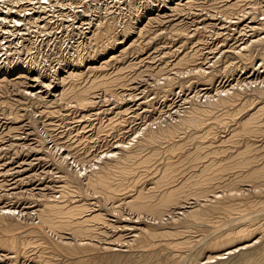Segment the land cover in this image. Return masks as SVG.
Returning a JSON list of instances; mask_svg holds the SVG:
<instances>
[{
    "label": "bare ground",
    "instance_id": "obj_1",
    "mask_svg": "<svg viewBox=\"0 0 264 264\" xmlns=\"http://www.w3.org/2000/svg\"><path fill=\"white\" fill-rule=\"evenodd\" d=\"M21 1L0 0V105L6 103L4 111L10 115L18 111L8 98L14 89L22 98L31 97L34 106L44 102L40 110L43 114L56 112L53 107L61 104L87 110L94 106L96 89L116 97L118 88L145 71L160 82H156L161 88L159 94L166 99L176 87L179 74L166 75L168 64L138 67L136 62L128 61L109 67L111 61L122 59V50L134 40V33L149 29L145 15L154 5L163 6L165 17L172 10H182V4H193L212 10L215 16L219 13L227 19L224 23L242 25V36L248 38L239 47L229 46L220 54L240 62H225L223 73L232 74L227 71L236 64L243 72L250 71L257 62L258 66L257 75L253 72L239 79L240 86L235 84L221 94L209 95L208 102H195L190 111L176 114L178 117L149 124L135 143L119 144L123 152H111L114 161L100 159L98 169L83 173L84 184L78 183L75 176L65 177L58 197L38 204L35 215L39 222H18L12 211L0 212V250L5 252L8 264H264V0H140L141 7L129 15L90 19L86 31L71 21L62 33L69 38L81 34L85 37L64 53L65 38L58 37L53 47L61 53L49 69L39 61L37 40L39 32L45 33L49 24L52 27L55 23L48 22L47 16L53 5L50 0H27L23 5ZM58 1L67 3V7L68 3L82 5L79 14L88 5L95 9L107 7V0ZM136 1L123 3L132 6ZM213 14L209 16L215 17ZM21 24L25 27L21 28ZM182 24L174 23L168 28L181 41L193 34ZM192 38L203 42L202 38ZM187 50L171 63L181 71L197 59L196 50ZM220 55L210 61L207 83H211L213 71L218 68ZM13 73L18 77H11ZM190 73L189 80L178 82L180 89L199 81L203 84L202 67ZM125 111L128 108L119 105L105 126L122 125ZM30 120L35 127L36 120ZM105 126L98 125L97 130L109 131ZM62 143L68 151L74 148L65 140ZM89 160L92 157L80 158ZM62 166L60 163L57 167ZM65 167L63 171H69ZM71 177L77 191L102 193L103 203L89 208L90 201L66 194L70 192ZM107 211L116 217L110 219ZM109 228L114 233H108ZM128 230L133 232L131 238L124 239L129 235L120 231ZM61 231L72 234L71 239H64Z\"/></svg>",
    "mask_w": 264,
    "mask_h": 264
},
{
    "label": "rangeland",
    "instance_id": "obj_2",
    "mask_svg": "<svg viewBox=\"0 0 264 264\" xmlns=\"http://www.w3.org/2000/svg\"><path fill=\"white\" fill-rule=\"evenodd\" d=\"M26 1L27 0H22L21 4L23 5ZM141 1L137 0L134 5L128 6L123 3V0H107L106 8H103L101 5L99 9H95L93 6L88 5L85 7L84 12L79 14V12L83 10L82 5H75L76 3H72V5L68 3L67 7V3L65 2L50 0L53 5V10L47 15L49 17L48 22L55 23L52 24V27L51 24H49V27L46 29V32L48 30L47 33L39 32L40 38H37V51L38 53L41 52L39 53V61H42L41 63L45 62L43 65H40H45V67L49 69L54 63L55 56L61 53V50L59 51L56 47H53L58 37L63 36L65 38L62 42L64 45L62 48L66 47L67 49H62V53H64V50L65 52L66 50H70L71 45H75L79 40L84 39L85 34L78 35L79 37L74 36L69 38L67 34L62 33V30L64 31V28L67 26L69 27L72 22H74V24L77 22L76 25H79V28L86 31L87 25L92 19L100 18V20H103V18L109 17L112 14H118L120 17L129 15L130 13L136 12L135 10L141 7ZM103 2L104 0H101V3ZM246 5L250 4L247 3ZM27 6L31 7L33 4ZM152 9L151 13L145 15V22H147L149 29L147 28L148 30L144 31L142 34L134 33V40L128 41L122 50L120 55L122 59L117 62H115L116 60L111 61L112 64H110L109 67L121 66L123 62L128 61L136 62V66L138 67L146 64H151L152 66H165L168 64V66L166 65L168 67L166 70H169L166 71V75H171L172 73L177 75L179 73L175 81L176 87H174V89L168 93L167 98L164 99V97L159 94L161 88H158V84L160 82L158 80L157 82L152 74L145 71L142 75H139V78L136 76L137 78H132L126 86L118 88L117 94L119 97L116 96L117 98L112 97L108 93L105 94L106 92L102 88H98L94 93L95 103L93 108L78 111V109L76 110L68 107V105L61 104L53 107L56 109L57 113L53 112L52 114H43L40 112V110L44 108V102H39V105L34 106L31 103V97L30 99L22 98L19 94H15V92L20 91L14 89L15 92L12 91L8 98L18 106L17 114L10 115L6 113L4 111L6 103L0 105V212L7 213L12 211L14 214L13 217L18 220V222H39V218L35 215V210L39 207L38 204L44 200H51L52 198L58 197L59 186L63 183L65 177L68 178V176L71 175L75 176L78 183L84 184L85 180L83 173L98 169L101 165L100 159L108 158L110 161H114L110 153H122L123 151L119 148V144L128 141L135 143L140 140L149 127V124L153 125L156 121H162L163 119L170 120L169 118H173V116L178 117V114L190 111L195 102H208L209 95L216 96L221 94L225 91L224 89H228L235 84L237 87L240 86V78L253 72L257 75L258 62L257 65L255 67L252 66L248 72H243L241 67L236 64L233 67H229L231 70L229 72L227 71V74L233 72L229 74L230 76H225L223 73L222 66L225 62H231L233 64L240 62L236 57L227 59L226 54H220L223 49L229 46L233 48L239 47L244 43L243 40L248 38V36H242V31H240L242 25L224 23L227 19L225 17H223V19L222 15L219 13L215 16V14H213L215 12L212 10H203L200 6H194L193 4L189 6L182 4V8H180L182 10L179 11L172 10L170 12V10H167L171 15L165 17L162 15L163 6L157 7L154 5ZM33 10L29 12L32 14L37 13ZM207 10L209 11V15L212 13L215 17H212V15L210 17L207 14ZM60 14L63 19H61ZM65 14L67 16L69 15L71 19ZM205 15L208 16L205 17ZM149 16L155 18L150 19L148 18ZM68 18L69 20H67ZM75 18L77 20L74 21ZM61 21L66 24L64 23L61 25V23H59ZM174 23H183L182 25H187L193 33L191 36L184 38L183 41H185V43L178 37H175L173 33H170V30L168 31L169 26ZM24 27L25 26L21 24V28ZM51 28L54 29L52 30ZM59 33H61L60 36L58 35ZM44 35L45 37H43ZM192 37L202 38L203 42L201 43V41L196 39L197 42ZM194 42L195 44H193ZM49 45H51L50 50H48ZM180 48L181 50L179 51ZM187 49H189V51L193 49L197 51V59L192 66L194 65L196 68L200 66L203 68V73L201 74V82L203 84L199 83V81L197 84L193 83L189 88H184L182 90L178 87V82L182 83L189 80L191 75L190 70L192 71L195 67L189 65V69L187 68L184 69L185 71H181L171 63L174 62L177 55L184 52V50L186 52ZM2 52L3 51H1V53ZM217 55L221 56L219 62H217L218 68L213 71L211 83H207L206 78L211 76V69L209 67L210 61ZM145 58L150 61H147V59L145 60ZM111 70L112 69L108 71ZM177 70L179 72H177ZM11 77H18V73H13ZM257 80L260 82V79L257 78ZM156 82L158 84H156ZM250 84L256 83L251 82ZM41 88H44V86ZM26 89L28 90L29 87ZM38 89L39 88L36 90ZM119 105L127 107L129 110L125 111L123 115L124 121L122 125L113 124L110 127H106L105 124L108 118L116 114ZM82 114H84L83 117ZM32 118L36 120L35 127L30 120ZM98 125H104L109 131H98ZM78 132L79 134H76ZM56 137L61 138L56 140ZM63 140H65V143H70L72 146L74 145V148L68 151L62 143ZM84 155L92 157V160L80 161V158ZM64 156L66 158L61 159V157ZM60 163L66 166L69 171H63V166L59 169L57 166ZM72 171L78 172L76 174ZM69 183L71 184L70 192L66 194H71L74 199L81 198L83 201H90L88 205L89 208H98V206L103 203L104 196L102 193L91 189L82 193L79 189V191H77V184L72 177L69 179ZM88 197L91 199L89 200ZM177 209L181 210L182 208H176V211ZM110 213L111 212H108L106 216L110 219L111 217H116L110 215ZM127 213V211L123 212L124 215H127ZM164 220L166 221V219ZM113 223L115 225L119 224V222ZM121 223L128 222L121 221ZM107 232L110 234L114 233L110 228ZM120 233L130 236L133 232H129L128 230L120 231ZM198 233L200 232L196 234ZM62 236L64 239L68 240L71 239L72 234L63 231ZM129 236L124 239L131 238V236ZM4 253V251L0 250V262L8 264L10 261L4 256ZM23 264L34 263L26 261Z\"/></svg>",
    "mask_w": 264,
    "mask_h": 264
}]
</instances>
